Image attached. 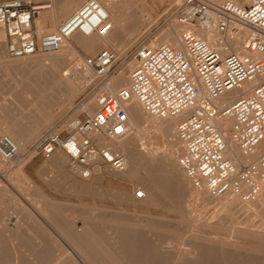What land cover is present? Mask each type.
<instances>
[{
    "label": "built area",
    "instance_id": "2783aa9c",
    "mask_svg": "<svg viewBox=\"0 0 264 264\" xmlns=\"http://www.w3.org/2000/svg\"><path fill=\"white\" fill-rule=\"evenodd\" d=\"M114 1L84 0L69 17L58 22L55 32L39 36L33 20L48 4L0 0V27L7 53L22 58L56 50L75 32L105 37L112 29L105 5ZM165 13L168 25L176 21L182 26L181 47L167 42L137 46L128 55L135 62L128 84L112 92L95 86L98 108L84 119L73 120L70 130L48 132L39 142L37 153L50 159L55 152H63L82 178L91 177L97 165L124 169V154L90 134L106 140L128 136V107L135 101L153 117L179 118L176 137L184 149L177 162L196 188H204L213 196L230 191L249 199L264 181V152L256 161L237 166L226 156L228 142L214 122L231 120L229 133L245 156L253 153L264 138V0H182L171 4ZM229 41L235 46L231 47ZM83 63L101 81L119 71L125 62L122 59L118 63L117 51L108 47L83 56ZM256 77L262 79L246 96L216 103L226 92ZM17 154V144L4 136L0 155L9 159ZM135 195L141 197L143 190L138 188Z\"/></svg>",
    "mask_w": 264,
    "mask_h": 264
},
{
    "label": "bare ground",
    "instance_id": "6f19581e",
    "mask_svg": "<svg viewBox=\"0 0 264 264\" xmlns=\"http://www.w3.org/2000/svg\"><path fill=\"white\" fill-rule=\"evenodd\" d=\"M80 1L81 0H53L52 5H51L52 10L50 12L52 19L56 21L57 17L67 15L75 7H77ZM174 1H176L175 4H179L181 3L180 1L182 0H174ZM122 2L123 0H115L112 3L105 5V11L108 15V21L111 23V27H112L111 31L107 34V36L99 37L96 34H84L80 32H75L68 39H72L74 44H76L79 48L87 52H92L93 50L97 48H101V49L108 48V47L113 48L114 46L121 48L124 43L123 30H124L125 21H126V18L122 10V4H123ZM48 7H49V4H48ZM39 32L42 33L43 31L41 30ZM181 32H182V26L176 22L175 27H171L169 32H165V34H163V37L161 38L159 42H167L173 46L181 47L182 45L181 39H180ZM197 34L200 36H204L202 32H197ZM213 36H215V34H213ZM4 39H5L4 31L0 27V59H5L6 54H7L4 51V46L6 45L4 43ZM64 41L66 42L68 40L65 39L63 40V42ZM63 42L61 43V46L58 49L47 50V51L60 50ZM159 42L152 41L149 44V46H154L155 44ZM228 43L231 45V47H234L236 44L233 41H229ZM65 50H66V53L59 54L62 56H59L53 53H45V54L35 53L30 56H26V57H22L18 59L16 58L14 59V61L7 60L6 62L10 64L12 63L13 66H15V68L19 70L20 69L29 70V71L32 70V71L37 72L39 75H42V73H47V75H49L48 77L50 79V82L52 81L54 84L60 85L63 88H65V91H67V94L64 97V101L66 103H69L71 98L76 93L81 92L82 89L85 88L87 85L95 82L97 78L94 75L93 71L89 67L84 65L83 59L78 61L77 58L79 57V55L73 54V52L76 51V48L72 44L67 43V47ZM47 51H43V52H47ZM134 65H135L134 60H130L129 63L126 64L125 69L123 70L120 69L121 71L119 70L115 74L108 76L106 79L99 81L97 84L98 87L100 89L102 88L103 90L112 92L120 86H126L129 81V78H128L129 71L132 69ZM261 79L262 78L256 77L252 80L243 82L239 88L230 90L226 92L224 95H222L220 98H218L216 100V103H226V102H230L238 98L239 96H246L249 93L250 88L255 83L260 81ZM97 108L98 106L96 103V96L92 95V96H87L83 104L82 105L79 104L74 109L77 113L83 111V112H86L87 114H92ZM128 116H129V122H130L131 129H134L136 131L135 139L127 140V139H124L125 137H123V140L122 139L106 140L96 134H90V136L97 139L101 143H107L111 145L112 147L120 150L125 156V167L122 170H115L110 167L103 166L105 167L104 172L107 174V176L113 177L115 179H119L123 181L124 183L130 184V185L133 184L137 180L143 183L144 190H143V195L141 197H137L135 195L136 190H134L133 195L130 191L126 190L125 188L115 192V195H116L115 197H117L118 199L122 201L132 200L131 205L133 207V210L131 209L132 210L131 214L133 216H138V218L140 219H136L137 217H135L134 219L127 220V218L123 217L124 216V213H123V214H120L122 217V220H121V217L119 216L117 217L116 215L117 213L115 214L113 212L107 211L102 208H94L89 214H87L88 216L86 217L83 216L82 228L77 229L72 223H70V225L68 224L70 226L69 230L71 229V233L75 232L77 237L79 238L78 241L80 239L85 240V241H90L96 246V250H99V251L105 249L104 250L105 253H101V252L99 253L102 254L104 260L108 262L109 264H264V181L260 183L259 191L256 192L249 199H246L245 197H243L242 194H235L230 191L222 195L213 196L209 194L204 188H196L192 184L190 178L180 168L177 162L178 154H181L184 149L183 144L176 137L175 127H176V123L179 118L173 117V118L160 119V118L153 117L147 114L145 111H143L141 106L135 101L129 104ZM2 119L4 118L2 117ZM8 121H6V123ZM47 122L49 121L45 119L42 122H39L37 124H34L26 128H23L22 126H18V125H9V123H7V125L5 126L0 125V132L2 131V133L3 132L5 133V135L1 136L2 138L0 140H2L3 137L5 136L11 142H15L18 146V154L15 156L16 158L14 162L16 163V165H19L20 169L25 162L24 161L25 154H22L23 147L21 145V139L22 138L30 139L36 136L37 133L40 131L42 124L47 123ZM214 123L222 130L228 142V150L226 152V156L231 158L232 161L237 166L245 164L249 161H256L257 155L261 152H264V138H263L259 142L257 147L255 148L253 153L247 156L243 155L238 150V147L235 141L232 139L229 133L228 129H229L231 120L227 118H223V119L215 120ZM64 126L65 124H63L61 127L64 128ZM70 127L68 128L69 130H70ZM141 140H143V142L141 143L145 144L144 147L145 148L147 147L146 150H141L138 148L137 141H141ZM38 145L35 148L34 153L37 152ZM27 157L31 159L32 153L30 152L29 154V151H28ZM13 158L14 157L6 159L0 155V168L2 169L6 168V163L11 161ZM51 160H52V165L55 167H64L69 161L67 156L61 151H57L56 155ZM62 160L66 161V163H63L64 166L61 163ZM149 166H152V167L155 166L158 169H160L159 172L156 171L157 173L155 174L159 173L158 174L159 176L160 173L162 172L161 175L162 174L164 175L163 177L166 178L165 181L169 180L173 184L172 185L173 189H175V191L174 190L173 191L181 193L180 198L183 197L182 194H185L187 198L189 199V202H192V203L198 202L204 209V210L203 209L201 210V213L204 212V214H202L204 215V217L201 216L203 217V219H200L199 217H197L198 216L197 215L195 216L196 218H193V217H190L189 219L187 218V224L186 222L183 223L184 226H187L186 228H189V229H186V231L189 230L188 232L189 236L193 235L194 239L191 241V244L186 249L183 248L185 247V244L184 246L181 247L180 250H182V248L184 249V252L182 251L183 253L182 255L181 254L172 255L170 253V248L172 246L170 244H173V242L170 239H166V238L164 239V240H170V244L168 243L162 244V245L160 244L159 247H156V244L153 242L155 240L160 241L159 239L153 240L155 238L153 237V234L155 233L154 230L157 227V225H155L154 224L155 222L152 221V218H151L152 216H149L148 214H146L145 211L148 210L150 207L157 208L159 204L161 203V201H162L161 203L162 205L164 203L163 201L166 202L168 199H171V195H170V198H167V200L166 199L164 200L163 198H162L163 200L161 199L162 194L161 195L159 194V188H162V186L159 187V184L161 183V182L159 183L160 179L158 180L157 178H155V174L153 175L154 171L151 174L154 178L150 175L149 172H147L146 174L145 169H147V167ZM150 169L147 171H150ZM141 170L145 171L144 173L148 176L147 177L148 179L143 178L141 176V174L139 173ZM100 171H101V167L97 165L95 167L94 174H97ZM74 172L76 171L74 170ZM98 178H99L98 179L99 181L103 178V176L101 175ZM156 179L158 180V182ZM256 181L260 182L258 178H256ZM165 183H168V181H166ZM82 186L85 189L88 188L87 184H83ZM160 190L161 192L165 193V189L164 191H162V189ZM166 194L167 193H165L164 195ZM167 195L166 197H168ZM159 196H160V199L157 198ZM0 198H1L0 202H2V197ZM156 198L161 200L160 203H158L159 200L157 201ZM44 199L46 200V198ZM172 199L174 200V198ZM188 199L186 201H188ZM186 201H183V202H186ZM189 202H187V204ZM192 203H189V204H192ZM137 204H141V205L138 206ZM45 205H46L45 215L48 219V222L51 223V225H54V227L55 226L60 227L61 226L60 223H62V221H60L61 219L59 217L56 207L49 200H46ZM163 205H165V208L167 207L166 203ZM173 205L167 208V212L175 211V209L173 208ZM178 205L181 206L180 203ZM178 205L177 206L175 205L174 207L181 208V207H178ZM12 206L15 207L16 205L15 206L12 205ZM194 206H196V204ZM196 209L197 208H195V210ZM2 210L4 211L5 209H2ZM83 215H86V214L83 213ZM132 215H130L131 218L133 217ZM184 216L186 217L188 215H184ZM185 217L183 218L185 219ZM123 218L124 220L126 219V221H124ZM158 219L161 220L162 222L168 221L164 218H158ZM238 219L242 221V223ZM38 224L39 222L36 221L35 225L33 226L35 228V231L33 233L37 235L39 234V232H42ZM66 224L67 223H65V227L67 226ZM36 226L38 230L36 229ZM69 226H67L66 228H68ZM160 227L161 226H159L158 228ZM30 228L31 227L27 229L28 231L24 228L23 229L25 231H21V230L19 231V230H16L15 228L13 229L14 231L13 233H15V235L13 234V236H16V235L18 236L22 234L20 236L22 240L24 239L23 238L24 234L21 232H24L25 235H29L27 232H29L32 229ZM128 228L130 231L129 232L125 231ZM163 228H161L160 230H163ZM104 229L110 231V237L112 234V242L110 241L109 248L103 247L102 244H100V246L102 247L98 245V237L100 236L101 231ZM7 230L6 229L3 230L2 228L0 232L1 231L4 232V235H5V232ZM69 230L67 229V231ZM169 232L170 231H168V233ZM141 233H145L146 235L152 234L153 239L152 240L150 239L151 242L150 244L148 243L147 245L146 253H143L142 251L144 250L143 249L141 250L140 249L141 247L137 246V244L135 243L136 240L139 239L138 234H141ZM182 233H184V231ZM40 234L44 235L45 233L42 232ZM8 236H9L8 238H11L10 234ZM159 237L161 238V236ZM18 238L19 237H16L12 239L11 241L8 239V241L6 240V242H8L6 244L3 243L4 241L1 242L0 244V264H25L24 259H26L25 258L26 256L22 257L21 255L22 249L20 248V244H22L21 242L23 240L21 241L19 239L18 241ZM44 239L46 240L47 237ZM42 240L39 241L41 244L42 243L44 244L47 242V240L46 241L43 240L45 242H41ZM81 240L79 242H81ZM164 240H162V242H165ZM53 241H55V239ZM75 241H73V243ZM128 242H131L130 243L131 246L129 247L126 246V243ZM2 243L6 246L2 245ZM43 244L42 246H40L41 248L38 246L40 250L38 249L39 251L38 256L37 255L36 256L39 259L40 258L42 259L43 257L44 258L48 257L47 255L51 254L55 248L53 246V243L52 245L48 243V245L46 246H43ZM77 245H74V246L77 247ZM179 246L177 245L176 247L180 248ZM33 251H36V250L34 249ZM35 254H32V255L34 256ZM94 255L95 254H93V256ZM98 258H96L95 256V260ZM57 260L58 259H53L51 260L50 263L58 264ZM66 263L71 264V262L69 263V260Z\"/></svg>",
    "mask_w": 264,
    "mask_h": 264
},
{
    "label": "rangeland",
    "instance_id": "374dc122",
    "mask_svg": "<svg viewBox=\"0 0 264 264\" xmlns=\"http://www.w3.org/2000/svg\"><path fill=\"white\" fill-rule=\"evenodd\" d=\"M34 1H36L38 4H49L48 8L40 9L34 17L33 27L36 30L37 35L40 34L41 36L45 32H55L59 20L69 17L84 0H81L80 3L77 5V7H75L67 15L57 17L56 21L53 20L50 15V12L52 10L51 5H52L53 0H34ZM175 2L176 1L174 0H144V1L143 0H123L122 10L126 18L125 26L123 30L124 43L121 48L116 47V46H114L115 48L113 47L118 53V63L122 59H123V62H125L121 70L125 69L126 64H128L130 60H133L129 56L132 55L133 50L137 46L143 45V44L149 45L152 41L159 42L161 38L163 37V34H165V32H169L171 27H175L176 21L168 25L169 19H167L166 13H165L167 9L170 7V5ZM41 30L43 31L42 33L39 32ZM67 40L68 41L63 42L60 50L47 51V52L41 51V52H37L36 54H45V53H53L57 55L64 54L66 53L65 49L68 43V44H72L76 48V51L73 52V54L79 55L80 58L78 57L77 59L78 61H80L81 59H83V56L94 55L101 49V48H97L93 50L92 52H87L79 48L76 44H74L72 39H67ZM4 43H5V39H4ZM4 51L5 53H7L6 45L4 46ZM59 56H62V55H59ZM14 59L16 58H12L8 56V53L6 54L5 59H0V112L2 111L0 114V120H1L0 125L5 126L7 125V123H9V125H18V126H22L23 128H26L34 124H37L39 122H42L45 119H47L49 122L42 124V127L36 136L30 139H23V138L21 139V145L23 147L22 154H25L24 156L25 162L23 166L21 167V169L19 168V165H16V163L14 162L16 157H14L11 161L6 163V168H4L5 170L0 168V197H2V202H0L2 203L0 204L1 205L0 209L1 210L5 209L4 211L0 210L1 211L0 212V230L2 228L3 230L5 229L7 230L10 228L9 230L5 232V235H4V232L1 231L2 234L0 232V238H1L0 244L3 241H4L3 243L6 244L8 243L6 242V240L8 241L9 239L11 241L12 239L16 237H19L18 241L19 239L21 240L20 236L22 234L18 236L17 235L13 236V234L15 235V233H13L14 232L13 229L16 228V230L25 231L24 229L27 230L29 227H31L32 229L30 228L31 230L27 232L29 235H25L24 232H21L24 234L23 238L25 239V240L22 239L23 241L21 240L22 241L21 243L23 245L20 244V248L22 249L21 255L22 257L26 256L25 257L26 259L23 258L25 261L24 262L25 264H49L51 260L53 259H58L57 260L58 264H68L66 263L68 262V260H69V263L71 262V264H92V263L93 264H109L108 262L104 260L102 254L99 253V252L105 253L104 251L105 249L100 250V251L96 250V246L90 241H85V240L80 239L81 242H79L80 240L78 241L79 238L77 237L76 233L75 232L71 233V229L69 230L70 228L69 225L70 223H72L77 229L82 228L83 216L85 217L88 216L87 214H89L94 208H102L107 211L113 212L115 214L117 213L116 214L117 217L118 216L121 217L120 214L124 213L123 217L127 218V220L134 219L135 217H137L136 219H140L138 218V216H133L131 214V211L133 210V207L131 205L132 200L122 201L118 199L117 197H115L116 196L115 192L125 188L126 190L130 191L133 195L134 190H137L138 188L144 190L143 183L137 180L131 185L126 184L119 179H115L113 177L107 176V174L104 172L105 167H101V166H100L101 171L99 173L93 174L91 177L87 179L82 178L78 176L76 172H74L69 161L64 166L63 163H66V161L62 160L61 163L63 164L64 167H55L52 165L51 159L56 155L57 152H55L54 155L50 159H44L40 153H37V152L34 153L35 148L41 141L40 139H42L48 132L54 129L69 130L68 128L70 127L71 122L73 120H75L76 118L84 119L86 117L87 115L86 112L82 111V112L77 113L74 108H76V106H78L79 104L82 105L85 99L87 98V96H92V95L96 96L95 93L97 92V88H95V86H97L99 81L96 80L95 83L87 85L85 88L82 89L81 92L76 93L71 98L69 103H66L64 101V97L67 94V91H65V88H63L60 85L54 84L52 81L50 82V79L48 77L49 75H47V73H42V75H39L37 72L32 71V70L31 71L23 70V69L19 70L15 68V66H13L12 63L10 64L6 62L7 60L14 61ZM2 117L5 120L2 119ZM6 121L8 122L6 123ZM63 124H65L64 128L61 127ZM65 130L62 132L63 136L66 133ZM135 133L136 131L134 129H131V133L128 136H126L124 139H127V140L135 139V135H136ZM3 135H5V133L4 132L2 133L1 131L0 139L2 138L1 136ZM121 139L123 140V138ZM141 142H143V140L137 141L138 148L141 150H146L147 147L145 148L144 147L145 144ZM28 151H29V154L30 152L32 153L31 159L27 157ZM18 168L20 171L18 170ZM148 168L149 169L151 168L150 171H147L149 170ZM159 170L160 169H158L155 166L153 167L149 166L147 167V169H145L146 174L147 172H149L150 175L153 173V171H154L153 173L154 175L155 173H157L156 171L159 172ZM145 171L141 170L139 173L141 174L143 178L148 179L147 178L148 176L144 173ZM161 173L159 176H158L159 173L155 174V178H157L158 180L160 179L159 183L161 182L160 183L161 185L159 184V187L162 186V188H159V194L163 195V196L161 195V199L163 198L164 200L165 199L167 200V198H170V195H171V199H168L169 201L167 200L166 202L163 201L164 202L163 204L166 203L167 205V207L165 208V205L163 204L161 205L162 201L159 200L160 199V196H159L157 197L159 199L156 198L157 201L159 200L158 203H160L161 201L159 206L157 208L150 207L148 210H146L148 212L145 211L146 214H148L149 216H152L151 217L152 221L155 222L154 223L155 225H157V227L154 230L155 233L153 234V237L155 238L154 239L152 238V234L146 235L145 233H141V234H138L139 239H137L136 242L134 240V242L137 244V246L141 247L140 248L141 250L142 249L144 250L142 251L143 253H146L147 245L148 243L150 244L152 239L160 240V241L158 240L153 241L156 244V247H159L160 244L161 245L166 244V243L170 244V240H171L173 244H170L172 245L170 248V253L172 255H180V254L182 255L183 254L182 251L184 252L183 248L186 249L191 244V241L194 239L193 235L189 236V233H188L189 230L186 231V229H189V228H186L187 226H184L183 223L186 222L187 224V218L188 219L190 217L196 218L195 216L197 215H198L197 217H199L200 219H203L204 215L202 214H204V212L201 213V210L203 208L198 202H195V203L189 202V199L187 198L185 194H182L183 197L180 198L181 193L174 192L175 189H173V186H172L173 184L169 180H166L168 181V183H165L166 178H164L163 177L164 175L163 174L161 175ZM101 175L103 176V178L98 181L99 179L98 177ZM83 184H87L88 188L87 189L83 188L82 186ZM160 189H162V191H164L165 189V193L168 194V195L166 194L168 197H166V195H164L165 193L161 192ZM184 197H186L188 201H186L187 199ZM44 198H46V200H49L56 207L59 217L61 219L60 221H62V223H60L61 225L60 227H56V226L54 227V225H51V223L48 222V219L45 215L46 200ZM172 198H174V200ZM183 201H186V202H183ZM167 202L171 205L175 204L176 206L180 203L181 206L178 205V207H181V208H177V207L175 208L174 207L175 205H173V208L175 209L176 213L175 211L167 212V208L171 206ZM187 202L192 203L193 206L192 204H189V203L188 205ZM195 204L197 207L194 206ZM12 205L14 206L16 205V206L13 207ZM137 205L140 206L141 204H137ZM194 207L197 209L195 210ZM83 213L86 215H83ZM183 213L184 215H188V216L185 217ZM129 214L132 215L133 217L131 218ZM182 216L185 217L186 220ZM33 217L35 220L33 219ZM158 218H164L168 220L169 222L163 221L164 222L163 223ZM121 220H122V217H121ZM180 220L181 221L184 220V221L181 222ZM36 221L39 222L38 225L40 226L41 231L45 233L44 235L40 234L42 232H39L40 235L33 233L35 231V228L33 226L35 225ZM124 221H126V219ZM240 222L242 223V221ZM65 223H67L66 225L69 226L68 228H66L67 226L65 227ZM178 224L180 227L178 226ZM159 226L161 227L158 228ZM63 228L66 230H64ZM161 228H163V230H160ZM36 229H37V226H36ZM67 229L69 231H67ZM176 229L178 230V232ZM125 231L129 232L130 230L128 228ZM168 231L170 232L168 233ZM183 231L184 233H182ZM104 233L105 234L108 233V234L105 235ZM9 234L11 238H8ZM159 236H161V238ZM46 237L47 239L48 238L50 239L48 240L46 239L47 242L44 244L42 243L43 246L48 245V243L52 245L53 243V246L55 248L51 254L47 255L48 257H45V258L43 257L42 259L41 258L39 259L37 258L38 252H39L38 249L40 250L41 248L40 246H42V244L39 241L42 239L45 240L44 238ZM107 237L108 238L110 237V231L106 229L102 230L100 236L98 237V245L100 246V244H102L103 247L109 248L110 241L112 242V234L109 239ZM53 238L55 239V241H53L54 240ZM165 238L170 239V240H164ZM74 239L75 240L77 239V240L75 241ZM43 240L41 242L46 241V240L45 241ZM162 240H164L165 242H162ZM73 241L75 242L73 243ZM3 243L2 245H4ZM130 243L131 242L126 243V246L127 247L131 246ZM175 244L176 246L177 245L179 246L180 244L182 245H180L179 246L180 248H178L175 246ZM184 244H185V247H183L182 250H180L181 247L184 246ZM74 245H77V247ZM34 249L37 252L33 251ZM92 253L95 255L93 256ZM32 254H35V255L33 256ZM95 256L96 258L100 256L101 257L95 260Z\"/></svg>",
    "mask_w": 264,
    "mask_h": 264
},
{
    "label": "crops",
    "instance_id": "0c3cea01",
    "mask_svg": "<svg viewBox=\"0 0 264 264\" xmlns=\"http://www.w3.org/2000/svg\"><path fill=\"white\" fill-rule=\"evenodd\" d=\"M62 20V19H61ZM61 20H59V21H61ZM34 21V20H33Z\"/></svg>",
    "mask_w": 264,
    "mask_h": 264
},
{
    "label": "snow or ice",
    "instance_id": "6c2138e0",
    "mask_svg": "<svg viewBox=\"0 0 264 264\" xmlns=\"http://www.w3.org/2000/svg\"><path fill=\"white\" fill-rule=\"evenodd\" d=\"M117 131H119V129H117Z\"/></svg>",
    "mask_w": 264,
    "mask_h": 264
}]
</instances>
